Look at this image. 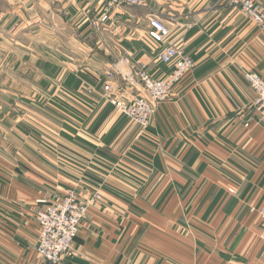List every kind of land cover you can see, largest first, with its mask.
Segmentation results:
<instances>
[{
	"label": "crops",
	"instance_id": "1",
	"mask_svg": "<svg viewBox=\"0 0 264 264\" xmlns=\"http://www.w3.org/2000/svg\"><path fill=\"white\" fill-rule=\"evenodd\" d=\"M106 2L0 0V264H41L35 211L71 187L101 200L59 264H264V115L243 76L264 78V30L230 0H147L93 29ZM153 15L195 66L142 128L75 89L133 62L170 72L145 39ZM56 73L73 101L52 96Z\"/></svg>",
	"mask_w": 264,
	"mask_h": 264
},
{
	"label": "built area",
	"instance_id": "2",
	"mask_svg": "<svg viewBox=\"0 0 264 264\" xmlns=\"http://www.w3.org/2000/svg\"><path fill=\"white\" fill-rule=\"evenodd\" d=\"M240 12L264 30V0H230ZM147 0H107L99 16L88 17L90 27L101 29L110 16V10L121 6L144 7ZM145 39L152 46L161 47L158 59L172 67L160 78L152 77L141 63H130L129 70L118 68L105 73L103 97L118 112L142 128L147 127L158 106L166 101L174 87L195 66L194 60L175 41L170 39V28L158 16L147 18ZM244 79L254 93L251 109L256 115H264V78L254 71H244ZM248 125L247 123L245 124ZM99 192L87 200H81L74 189L54 201L43 200L37 208L38 224L36 253L42 264H57L70 252L80 223L93 205ZM260 219V238L264 243V204L257 211Z\"/></svg>",
	"mask_w": 264,
	"mask_h": 264
},
{
	"label": "rangeland",
	"instance_id": "3",
	"mask_svg": "<svg viewBox=\"0 0 264 264\" xmlns=\"http://www.w3.org/2000/svg\"><path fill=\"white\" fill-rule=\"evenodd\" d=\"M6 24H4V26H5ZM9 31V29L7 30V32ZM2 36H4V38L5 39H3V38H0V49L1 50H3V51H8L9 50V48H10V46H11V44H12V41L9 39V37L7 36V35H5L3 32L2 33H0ZM31 49H33V51L32 52H40L41 51V45L39 46L38 44H36V42L35 41H32V46H31ZM6 53H3V54H0V61H4V60H6ZM46 59H49V60H51V59H53V58H46ZM65 61H67V62H69L70 60L69 59H67V60H65ZM36 73V74H35ZM28 74H30V73H28ZM36 75H40V72H32V74H31V76H33V77H36ZM96 75L98 76V78H96V83H95V85H93V84H90V83H88V82H86L87 80H82V84L79 86V88H77V89H75L77 92L76 93H97L98 94V96H100L102 99H103V101L104 102H106L105 100H104V97H103V85H104V82H105V80H106V77H104V73H103V77H102V73H100V72H98V71H96ZM106 76V75H105ZM3 78V77H2ZM40 77L38 76V77H36V78H34V81L36 80L37 81V79H39ZM54 81H55V83H57V85L55 84V86H54V88L52 89V92H53V95L52 96H58V97H60V98H65L66 100H70V101H73V97H74V95H75V93H73L72 91H70L69 89H67V88H65V87H63V84L61 83V79L59 78V76H58V73H56V75L54 76ZM49 80V79H48ZM38 95V94H37ZM41 99H43V98H41ZM73 103V102H72ZM107 104H109L108 102H106ZM66 105H68L69 107H72L73 108V105L72 104H69V103H65ZM111 105V104H110ZM0 106H6L7 108H8V104L6 103V104H0ZM39 106V105H38ZM51 106V104L49 105V107ZM112 106V105H111ZM41 107H43V108H47L45 105H43V106H41ZM113 107V106H112ZM87 109H88V107L87 106H83L82 107V110H80V109H78V111L79 112H81L82 114H85L86 112H87ZM113 109L114 110H116L114 107H113ZM37 110H39V109H37ZM117 111V110H116ZM20 112V111H19ZM118 112V111H117ZM7 115H9L8 113H7ZM20 115H22V113L20 114ZM9 117V116H8ZM27 118H32V123H38L39 124V122L38 121H40V122H42V123H44L42 120H40L38 117H31V116H29V117H27ZM31 121L29 122V123H31ZM19 122H24L23 121V119L22 118H20L19 119ZM0 123H2V122H0ZM25 123V122H24ZM25 125H27V126H29L28 124H25ZM1 126H5V127H8V125L7 124H3V125H1ZM27 126H26V128H27ZM40 127H44L43 125H39ZM0 140L2 141H4V140H6V137L4 136V135H2L1 137H0ZM69 189H74L75 191H76V189L74 188V187H71V188H69ZM95 191H98L99 192V190H95ZM94 191V192H95ZM94 192H92V193H94ZM79 196V195H78ZM92 196V194L90 195V196H88L87 198H85V199H82L81 197H79L81 200H87V199H89L90 197ZM100 200H101V196H100V193H99V197L97 198V199H95V202L93 203V205L92 206H94V205H96V204H99L100 203ZM36 211H37V209H36ZM36 211H35V214H36ZM35 216V215H34ZM35 220H36V218H35ZM37 222V221H36ZM38 225V224H37ZM79 231V230H78ZM71 251V250H70ZM68 254V253H67ZM63 259V258H62ZM61 259V260H62ZM60 263V262H59ZM59 263H57V264H59ZM42 264V263H41Z\"/></svg>",
	"mask_w": 264,
	"mask_h": 264
}]
</instances>
